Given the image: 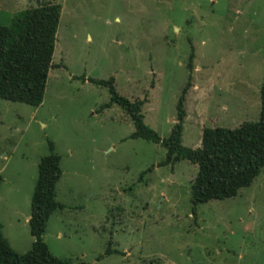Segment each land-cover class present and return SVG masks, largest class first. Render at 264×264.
I'll return each mask as SVG.
<instances>
[{"label": "rangeland", "instance_id": "374dc122", "mask_svg": "<svg viewBox=\"0 0 264 264\" xmlns=\"http://www.w3.org/2000/svg\"><path fill=\"white\" fill-rule=\"evenodd\" d=\"M46 2L60 11L41 102L0 98V230L10 248L23 253L31 245L25 215L36 164L51 142L61 207L42 239L53 256L89 264H264V166L234 196L191 205L196 165H157L165 149L130 138L131 121L117 105L103 106L107 87L90 81L111 78L118 94L144 98L143 121L163 138L189 76L185 147L199 146L202 127L256 120L264 0H0V24ZM108 240L117 252L103 253Z\"/></svg>", "mask_w": 264, "mask_h": 264}, {"label": "trees", "instance_id": "16d2710c", "mask_svg": "<svg viewBox=\"0 0 264 264\" xmlns=\"http://www.w3.org/2000/svg\"><path fill=\"white\" fill-rule=\"evenodd\" d=\"M59 11L60 5L56 2L41 3L16 11L7 25L0 24V98L30 106L41 102L47 73L52 67ZM191 57L190 54L189 69ZM90 81L107 87L109 99L103 106L117 105L131 121L130 138L158 143L165 149V157L157 165L173 164L180 159L196 165V173L189 185L191 205L234 196L239 188L248 186L264 166V75L258 89L256 120L242 121L234 128L202 127L199 146L194 148L181 144L185 117L183 102L189 76L174 105V122L163 138L143 121L144 98L128 99L118 94L111 78ZM47 144L48 153L36 164V178L30 195L27 226L32 236L31 245L23 253L16 252L0 230V264H89L53 256L42 239L49 215L61 207L54 199L55 183L60 176L59 158L53 152L51 142ZM109 246L108 240L104 254L117 252Z\"/></svg>", "mask_w": 264, "mask_h": 264}, {"label": "crops", "instance_id": "0c3cea01", "mask_svg": "<svg viewBox=\"0 0 264 264\" xmlns=\"http://www.w3.org/2000/svg\"><path fill=\"white\" fill-rule=\"evenodd\" d=\"M28 217H29V214H28V215H25V219H26V220L28 219Z\"/></svg>", "mask_w": 264, "mask_h": 264}]
</instances>
